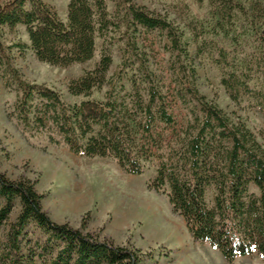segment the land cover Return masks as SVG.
I'll list each match as a JSON object with an SVG mask.
<instances>
[{"label": "trees", "instance_id": "obj_1", "mask_svg": "<svg viewBox=\"0 0 264 264\" xmlns=\"http://www.w3.org/2000/svg\"><path fill=\"white\" fill-rule=\"evenodd\" d=\"M108 2L116 6L115 18ZM216 15L221 18L220 8ZM19 26L26 28L29 48L36 57L54 66L90 61L96 39H104L100 65L71 84L74 96L90 97L94 88L107 83L112 61L107 54L112 45L109 34L121 35L120 41L127 38L120 71L110 80L105 99L69 104L59 91L25 80L14 64L12 48L4 41L5 29ZM138 27L164 34L182 69V61L189 58L183 32L134 0H71L67 21L44 0H9L0 6L2 85L20 93L16 108L27 130L53 129L75 155L112 158L135 176L158 159L157 175L149 188L167 193L195 241L210 244L229 263L255 252L264 261V150L250 130L233 125L222 110L192 90L181 93L180 100L198 99L202 123L181 140L178 150L167 153L158 129L173 128L176 118L131 35ZM135 61L141 63L138 74H130L128 69ZM223 83L230 89L227 80ZM212 186L216 196L210 208L206 195ZM43 201L34 182L10 179L0 163V264H144L153 259L152 253L85 233L86 222L79 229L54 222ZM18 205L17 219L1 241V232Z\"/></svg>", "mask_w": 264, "mask_h": 264}, {"label": "rangeland", "instance_id": "obj_2", "mask_svg": "<svg viewBox=\"0 0 264 264\" xmlns=\"http://www.w3.org/2000/svg\"><path fill=\"white\" fill-rule=\"evenodd\" d=\"M8 1L0 0V6ZM70 1L44 0L63 21H67ZM134 1L180 29L188 45L189 58L182 61L181 69L164 34L141 27L134 34L131 31L156 84L172 104L176 125L158 129L162 130L167 153L178 150L181 140L183 143L202 123L198 99L187 96L186 101L180 100L181 93L190 94L192 90L222 110L233 125H244L264 150V0ZM217 8L221 9V18L216 15ZM108 11L116 17L114 3L108 2ZM4 32L6 47L12 48L14 64L24 79L59 91L69 104L105 99L110 80L120 71L128 42L127 38L120 41L121 35L109 34L112 45L107 54L112 61L107 83L84 97L74 96L70 86L98 68L105 54L103 38L96 39L93 59L64 67L36 57L29 48L25 27ZM19 45L25 49L20 50ZM140 64L135 61L129 73L138 74ZM226 80L230 89L223 83ZM0 89L2 171L12 180L34 182L44 196V210L54 222L76 229L86 222L85 233L117 246L152 253L153 259L144 264H264L257 252L229 263L210 244L195 241L185 219L173 210L167 193L149 188L157 175L158 159H153L142 175L135 176L112 158L75 155L53 129L35 133L27 130L16 108L20 93L5 89L1 77ZM251 191L258 193L255 187ZM215 196L212 186L206 195L210 208ZM19 211L18 205L1 232V241Z\"/></svg>", "mask_w": 264, "mask_h": 264}]
</instances>
